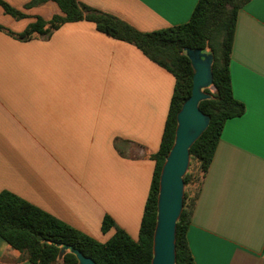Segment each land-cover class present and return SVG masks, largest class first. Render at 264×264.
Returning <instances> with one entry per match:
<instances>
[{
  "label": "crops",
  "instance_id": "obj_1",
  "mask_svg": "<svg viewBox=\"0 0 264 264\" xmlns=\"http://www.w3.org/2000/svg\"><path fill=\"white\" fill-rule=\"evenodd\" d=\"M0 192L100 243L109 217L136 240L174 87L136 47L81 20L13 37L60 10L1 0ZM140 32L188 21L198 0H77ZM229 76L244 113L224 123L186 231L194 264H264V0L238 10ZM0 238V264L19 262Z\"/></svg>",
  "mask_w": 264,
  "mask_h": 264
},
{
  "label": "trees",
  "instance_id": "obj_2",
  "mask_svg": "<svg viewBox=\"0 0 264 264\" xmlns=\"http://www.w3.org/2000/svg\"><path fill=\"white\" fill-rule=\"evenodd\" d=\"M47 1L54 2L61 14L53 15L48 21L37 17L23 32L9 33L26 41L50 34L64 23L86 20L92 22L98 32L133 45L149 61L169 72L174 78V87L159 148L150 156L154 169L136 240L105 216L101 231L105 233L113 227L115 232L100 243L7 191L0 192V238L19 253V262L76 264V257L70 252L74 249L96 264H150L159 175L174 142L176 114L191 94L193 70L185 49H200L212 58V88L204 89L209 97L198 103L209 122L189 148V167L183 177V206L175 227V264H194L186 240L190 217L224 123L245 111L244 105L232 94L229 62L237 12L250 0H198L187 22L151 32H140L77 0H31L27 6ZM0 7L14 18L23 16L1 0ZM65 246L69 249L61 254Z\"/></svg>",
  "mask_w": 264,
  "mask_h": 264
},
{
  "label": "water",
  "instance_id": "obj_3",
  "mask_svg": "<svg viewBox=\"0 0 264 264\" xmlns=\"http://www.w3.org/2000/svg\"><path fill=\"white\" fill-rule=\"evenodd\" d=\"M185 53L193 70L191 94L176 114L174 142L159 175L150 264H175V227L183 206V177L189 166V148L209 122L198 103L209 97L204 89L212 88L211 55L200 49H185ZM68 249L63 247L61 254ZM70 252L75 255L76 264H96L78 250L70 249Z\"/></svg>",
  "mask_w": 264,
  "mask_h": 264
},
{
  "label": "rangeland",
  "instance_id": "obj_4",
  "mask_svg": "<svg viewBox=\"0 0 264 264\" xmlns=\"http://www.w3.org/2000/svg\"><path fill=\"white\" fill-rule=\"evenodd\" d=\"M189 167V166H188ZM188 170V169H187ZM187 172V171H186Z\"/></svg>",
  "mask_w": 264,
  "mask_h": 264
}]
</instances>
